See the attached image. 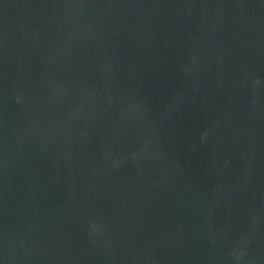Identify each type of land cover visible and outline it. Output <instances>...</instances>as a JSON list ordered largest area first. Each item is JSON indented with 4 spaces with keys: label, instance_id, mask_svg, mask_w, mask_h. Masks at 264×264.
I'll return each instance as SVG.
<instances>
[{
    "label": "water",
    "instance_id": "1",
    "mask_svg": "<svg viewBox=\"0 0 264 264\" xmlns=\"http://www.w3.org/2000/svg\"><path fill=\"white\" fill-rule=\"evenodd\" d=\"M0 264H264V0H0Z\"/></svg>",
    "mask_w": 264,
    "mask_h": 264
}]
</instances>
